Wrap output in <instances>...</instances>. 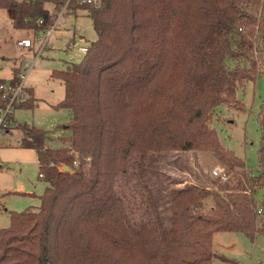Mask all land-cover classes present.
I'll return each mask as SVG.
<instances>
[{
  "label": "trees",
  "instance_id": "1",
  "mask_svg": "<svg viewBox=\"0 0 264 264\" xmlns=\"http://www.w3.org/2000/svg\"><path fill=\"white\" fill-rule=\"evenodd\" d=\"M51 2L0 0V8L14 10L16 28L38 30L39 19L44 27L50 23L45 5ZM71 7L88 10L97 33L79 63L52 73L65 86L57 107L69 110L64 128L71 135L53 148L44 130L18 125L20 147L36 152L47 188L39 209L12 213L11 226L0 229V264H214L215 233L252 241L264 234V104L255 175L210 126L221 105L244 110L238 90L264 78V44L256 46L258 39L264 43V0H103L99 8ZM18 75L15 69L11 84ZM29 93L18 109L35 107ZM165 152L211 153L233 177L215 182L216 190L172 191L168 225L144 186L149 219L133 222L118 181L131 177L134 154L142 182L148 173L158 176L149 160Z\"/></svg>",
  "mask_w": 264,
  "mask_h": 264
},
{
  "label": "rangeland",
  "instance_id": "2",
  "mask_svg": "<svg viewBox=\"0 0 264 264\" xmlns=\"http://www.w3.org/2000/svg\"><path fill=\"white\" fill-rule=\"evenodd\" d=\"M45 8L54 10L52 3H46ZM52 24H56V30L48 38L45 35L38 36L36 30L27 27L14 32L10 18L0 13V78L9 80L13 76L11 67L14 57L18 55L15 48L18 37L27 35L34 39V50L23 51L24 57L22 60L17 59V67H22L23 70L25 62L35 60L26 85L34 90L33 97L35 93L41 100L40 106L36 107L39 101L34 97V108L17 109L8 138L13 142L22 138L23 133L18 125L34 126L49 134L53 139L52 147L61 148L65 146L63 139L71 135L64 128L70 124L71 117L69 110L57 107L64 100L65 86L61 80L53 79L52 73L65 69L68 64L79 63L84 57L79 48L95 42L97 33L89 11L84 9L66 11L61 17L51 15L47 27ZM45 41L44 50L35 58V52L37 53ZM262 44L264 43L258 39L256 46L259 48ZM9 57L11 59L8 60ZM237 99L245 109L221 105L216 108L210 126L217 131L222 145L245 161V171L255 175L262 140L258 115L264 104V78L260 76L254 82L247 83L244 89H239ZM3 138L0 139V229L11 226L12 213L39 209L40 197L47 188V184L39 178L35 151L4 146L1 143L6 138ZM139 161L140 156L134 154L130 164L131 177L120 178L118 181V191L122 195L126 194V206L133 213V222L137 223L149 219L144 186L153 192L164 223L168 225L172 215V191L192 186L216 190L215 182H227L233 177L230 168L208 152H165L154 155L149 164L158 168V176L148 173L145 182L138 175L136 165ZM218 167L223 168L222 176L214 173ZM261 200L262 193H259L258 203ZM211 205L212 201L209 200L206 208ZM213 249L219 256L214 264H264V234L257 235L252 241L242 233L218 232L213 237Z\"/></svg>",
  "mask_w": 264,
  "mask_h": 264
},
{
  "label": "built area",
  "instance_id": "3",
  "mask_svg": "<svg viewBox=\"0 0 264 264\" xmlns=\"http://www.w3.org/2000/svg\"><path fill=\"white\" fill-rule=\"evenodd\" d=\"M19 2H35L36 0H17ZM57 1L60 2V5H57ZM103 0H55L51 2L56 11V15L61 17L66 11H75L72 9V5L79 6H88L99 8L102 5ZM44 19L41 18L37 21L38 30L35 31L38 36L48 38L56 30V24H52L49 27H44ZM46 41L38 49L37 53L35 52L37 58L45 48ZM17 46L25 50H34L35 42L34 39L27 37L21 40H18ZM79 50L86 54L89 51V46L80 47ZM34 54V55H35ZM35 60L27 61L24 63V69L19 72L18 81L14 84H11L10 81L0 84V139L8 136L12 126L14 125L15 112L18 109L19 105L24 104L30 98L29 88L26 85V80L29 72L33 69ZM75 166H78V163H75ZM214 173L216 175H223V168L218 167L215 169ZM263 211L259 209L258 213L261 214Z\"/></svg>",
  "mask_w": 264,
  "mask_h": 264
},
{
  "label": "crops",
  "instance_id": "4",
  "mask_svg": "<svg viewBox=\"0 0 264 264\" xmlns=\"http://www.w3.org/2000/svg\"><path fill=\"white\" fill-rule=\"evenodd\" d=\"M48 11H49V13H50V15H56V12L54 13L53 11H51L49 8L47 9ZM0 13H3V14H6V18H10V24H12V29H13V31L14 32H17V31H20V30H22V29H19V28H16L15 27V25H14V18H15V12H14V10H11V9H2V8H0ZM27 37H29V36H27V35H25V36H20V37H18V39L16 40V42H15V48H16V51L18 52V55L17 56H15L14 58H15V61H14V64H13V66L11 67L12 68V73H13V76H12V78H10L9 80H6V78H0V80H5L6 82H9V81H11L12 79H13V77H14V70L15 69H18V71L20 72L21 71V67H17V59H19V60H22V58L24 57L23 56V51H27V52H29V51H31V50H25V49H22V48H19L18 46H17V42H18V40H21V39H23V38H27ZM5 38V37H4ZM89 46V45H88ZM73 47H75V44H74V46ZM81 47H83V46H81ZM80 51V50H79ZM85 55V54H84ZM3 59H6V58H3ZM8 60L9 59H11V57H9V58H7ZM20 64H21V61H20ZM20 66V65H19ZM33 92H34V90H33ZM34 97H35V99H38V101H39V103L36 105V107H39L40 106V102H41V100L39 99V98H37L36 96H35V93H34ZM11 134H9L7 137H5L6 139V141L4 140L1 144L2 145H6V146H11V147H20V144H21V139H19L17 142H13L12 140H10L8 137L10 136ZM8 138V139H7ZM47 138L50 140L49 142H48V144H49V146H51L52 147V144H51V141L53 140V139H51L50 137H49V134L47 133ZM2 139H4V138H2ZM54 148V147H53ZM30 150H32V149H30ZM34 151V150H33ZM36 153V152H35ZM37 161H38V159H37ZM39 165V164H38Z\"/></svg>",
  "mask_w": 264,
  "mask_h": 264
},
{
  "label": "water",
  "instance_id": "5",
  "mask_svg": "<svg viewBox=\"0 0 264 264\" xmlns=\"http://www.w3.org/2000/svg\"><path fill=\"white\" fill-rule=\"evenodd\" d=\"M65 170H68L67 168H64Z\"/></svg>",
  "mask_w": 264,
  "mask_h": 264
}]
</instances>
